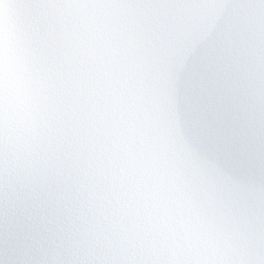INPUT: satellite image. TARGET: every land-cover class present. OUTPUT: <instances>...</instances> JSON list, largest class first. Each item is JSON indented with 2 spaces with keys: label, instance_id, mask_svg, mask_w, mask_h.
<instances>
[{
  "label": "clouds",
  "instance_id": "9594fccd",
  "mask_svg": "<svg viewBox=\"0 0 264 264\" xmlns=\"http://www.w3.org/2000/svg\"><path fill=\"white\" fill-rule=\"evenodd\" d=\"M218 6L209 15L194 0H74L45 65L25 54L10 69L5 36L6 158L43 163L50 190L67 197L63 230L44 246L50 264H264L258 182L222 180L178 116L189 56L214 48L221 24L232 38L226 70L251 63L264 0Z\"/></svg>",
  "mask_w": 264,
  "mask_h": 264
},
{
  "label": "snow or ice",
  "instance_id": "6c2138e0",
  "mask_svg": "<svg viewBox=\"0 0 264 264\" xmlns=\"http://www.w3.org/2000/svg\"><path fill=\"white\" fill-rule=\"evenodd\" d=\"M4 0H0V84L3 80L4 41L8 40L9 67L15 59L30 54L34 63L51 62L55 28L72 9L74 0H9L5 18ZM135 2V0H133ZM198 10L220 15V0H194ZM186 9L156 10L183 13ZM141 11V9H135ZM145 12L150 10L144 9ZM219 43L211 49L193 52L181 77L178 97L184 132L198 154L213 163L217 175L239 184L244 181L247 156L233 126V115L226 91V64L232 38L223 24ZM160 43L175 46L171 33L160 34ZM257 182L260 193L257 206L264 221V134L256 154ZM50 171L40 162L6 158L0 136V252L13 250L16 255L0 264H50L44 258V246L62 232L59 224L67 197L49 188Z\"/></svg>",
  "mask_w": 264,
  "mask_h": 264
}]
</instances>
